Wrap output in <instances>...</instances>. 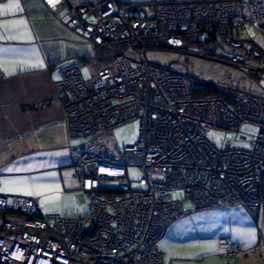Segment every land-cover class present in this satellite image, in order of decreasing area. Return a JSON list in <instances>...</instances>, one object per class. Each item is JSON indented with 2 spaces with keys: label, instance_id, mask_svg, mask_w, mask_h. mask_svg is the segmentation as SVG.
Here are the masks:
<instances>
[{
  "label": "built area",
  "instance_id": "built-area-1",
  "mask_svg": "<svg viewBox=\"0 0 264 264\" xmlns=\"http://www.w3.org/2000/svg\"><path fill=\"white\" fill-rule=\"evenodd\" d=\"M41 1L84 40L129 46L91 80L70 63L56 82L69 137L100 139L76 155L88 214H45L33 198L0 194V264H166L161 240L184 216L185 200L195 211L264 210V96L209 88L146 58L174 50L254 75L248 65L262 51L241 33L264 24V0ZM133 121L140 123L138 142L117 151L111 132ZM243 125L258 129L248 148L233 147L229 137L220 148L209 138L223 129L248 140ZM130 167L139 169L136 189ZM178 190L183 199H175ZM240 252L227 243L229 261Z\"/></svg>",
  "mask_w": 264,
  "mask_h": 264
},
{
  "label": "crops",
  "instance_id": "crops-1",
  "mask_svg": "<svg viewBox=\"0 0 264 264\" xmlns=\"http://www.w3.org/2000/svg\"><path fill=\"white\" fill-rule=\"evenodd\" d=\"M59 18L41 0H0V194L33 198L43 213L62 215L82 147L69 137L56 82L65 65L78 63L82 71L98 57L97 47ZM262 26L259 39H248L262 50L250 63L255 74L237 84L258 96H264ZM103 66L89 67L91 75ZM229 242L241 250L235 261L225 256ZM160 247L166 264H264L258 217L239 206L195 211L191 205Z\"/></svg>",
  "mask_w": 264,
  "mask_h": 264
},
{
  "label": "rangeland",
  "instance_id": "rangeland-1",
  "mask_svg": "<svg viewBox=\"0 0 264 264\" xmlns=\"http://www.w3.org/2000/svg\"><path fill=\"white\" fill-rule=\"evenodd\" d=\"M122 2H148L152 0H121ZM167 1V0H160ZM243 36L248 37L249 40L255 42L258 38L257 29L248 27L245 30ZM241 34V35H242ZM254 45L252 42H249ZM125 49L118 47L116 45L108 46L107 48L97 47L95 48V54H97V61H95L92 66H82V73L86 80H91V70L89 67L96 68L97 64L105 63V65H110L113 57L116 53H120ZM129 56L135 57L130 51L127 53ZM146 58L149 62L160 64L166 66L174 71L189 75L193 77L196 81H203L206 83L219 84V85H227L237 87L238 83H241L244 79L253 78L252 75L248 74L244 69L239 68L238 66H234L230 64L228 61L223 60L220 61L216 58L214 59H206L204 57H200L193 54H186L174 50H155L149 51L146 54ZM250 66V65H248ZM249 77V78H248ZM207 94H211V92H205ZM241 132L248 134V140H241L240 135L223 130V129H214L210 134L209 138L212 140L218 147L222 148L224 146L225 138L229 137L232 139V146L236 148H248L249 140L252 136L257 135L258 129L254 126L243 125L241 128ZM140 135V123L139 121H133L127 123L123 126H120L114 129L110 134V139L114 143L117 151H123L124 148L128 145H134L138 142ZM100 142L99 138L91 139V138H83L79 139V146L85 148L92 143ZM81 149V150H82ZM76 170V169H75ZM129 175L132 180V187L138 188V177H139V169L136 167L129 168ZM72 189H74L71 194L64 200L63 208L66 211H63L65 216H84L89 212L88 206L85 202L80 198L82 193L80 191V180L73 176L71 180ZM79 188V190H78ZM77 189V190H76ZM175 199H183L184 192L181 190L174 191L173 193ZM191 202L184 201V208L190 209ZM255 215L258 217V222L261 229V247L264 248V210L256 211ZM241 254V252H240ZM255 264V263H254Z\"/></svg>",
  "mask_w": 264,
  "mask_h": 264
},
{
  "label": "trees",
  "instance_id": "trees-1",
  "mask_svg": "<svg viewBox=\"0 0 264 264\" xmlns=\"http://www.w3.org/2000/svg\"><path fill=\"white\" fill-rule=\"evenodd\" d=\"M122 4H127V5H131V4H136V3H133V2H122L121 0H119ZM153 1V0H152ZM152 1H148V2H139V4H147V3H149V2H152ZM175 1H177V0H175ZM179 1V0H178ZM182 1V0H181ZM193 1H200V0H193ZM248 28V27H247ZM252 28V27H251ZM255 29V28H254ZM242 33H245V32H242ZM241 33V34H242ZM244 34H242V37L245 39V40H247V41H249L248 40V38L246 37V36H243ZM250 42V41H249ZM251 44V43H250ZM111 45H116V46H118V47H121V48H123V49H125L124 51H127V49H128V47L127 46H129L128 44H126V43H119V42H111V43H108V44H106V45H104V46H96V47H102V48H107L108 46H111ZM252 45V44H251ZM254 46V45H253ZM254 47H256V46H254ZM258 48V47H257ZM262 51V50H261ZM115 54H116V52H115ZM115 57V56H114ZM113 57V58H114ZM68 65V64H67ZM208 84V86H209V88H211V87H213L212 85V83H207Z\"/></svg>",
  "mask_w": 264,
  "mask_h": 264
},
{
  "label": "snow or ice",
  "instance_id": "snow-or-ice-1",
  "mask_svg": "<svg viewBox=\"0 0 264 264\" xmlns=\"http://www.w3.org/2000/svg\"><path fill=\"white\" fill-rule=\"evenodd\" d=\"M49 2H52V0H49Z\"/></svg>",
  "mask_w": 264,
  "mask_h": 264
},
{
  "label": "water",
  "instance_id": "water-1",
  "mask_svg": "<svg viewBox=\"0 0 264 264\" xmlns=\"http://www.w3.org/2000/svg\"><path fill=\"white\" fill-rule=\"evenodd\" d=\"M262 27H264V25Z\"/></svg>",
  "mask_w": 264,
  "mask_h": 264
},
{
  "label": "bare ground",
  "instance_id": "bare-ground-1",
  "mask_svg": "<svg viewBox=\"0 0 264 264\" xmlns=\"http://www.w3.org/2000/svg\"><path fill=\"white\" fill-rule=\"evenodd\" d=\"M210 93V92H209ZM207 94V93H206Z\"/></svg>",
  "mask_w": 264,
  "mask_h": 264
}]
</instances>
